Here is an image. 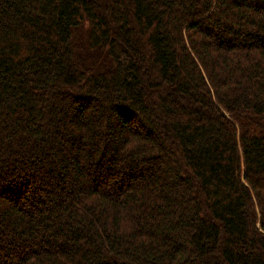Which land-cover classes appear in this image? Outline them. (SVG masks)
I'll list each match as a JSON object with an SVG mask.
<instances>
[{
    "label": "trees",
    "instance_id": "1",
    "mask_svg": "<svg viewBox=\"0 0 264 264\" xmlns=\"http://www.w3.org/2000/svg\"><path fill=\"white\" fill-rule=\"evenodd\" d=\"M0 264H264V0H0Z\"/></svg>",
    "mask_w": 264,
    "mask_h": 264
}]
</instances>
